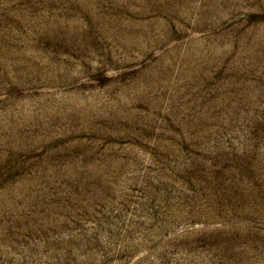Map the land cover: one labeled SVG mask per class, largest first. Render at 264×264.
I'll return each instance as SVG.
<instances>
[{"label": "rangeland", "instance_id": "374dc122", "mask_svg": "<svg viewBox=\"0 0 264 264\" xmlns=\"http://www.w3.org/2000/svg\"><path fill=\"white\" fill-rule=\"evenodd\" d=\"M0 264H264V0H0Z\"/></svg>", "mask_w": 264, "mask_h": 264}]
</instances>
